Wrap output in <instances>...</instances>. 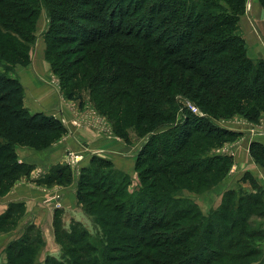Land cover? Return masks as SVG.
I'll return each mask as SVG.
<instances>
[{
	"label": "trees",
	"instance_id": "16d2710c",
	"mask_svg": "<svg viewBox=\"0 0 264 264\" xmlns=\"http://www.w3.org/2000/svg\"><path fill=\"white\" fill-rule=\"evenodd\" d=\"M43 8L45 55L67 97L81 101L89 86L117 134L127 139L132 124L149 134L138 189L107 158L82 168L78 200L100 235L56 216L61 255L47 253L43 264H264V187L255 176L246 173L250 189L226 190L208 213L184 194L209 190L233 164L211 149L242 133L217 122L264 118V59L249 55L241 30L246 0H0V198L34 168L19 160L18 145L43 150L68 130L25 107L14 71L32 61ZM180 97L206 115L182 110ZM250 154L264 168V144L253 141ZM43 181L70 184L69 166H53ZM23 209L9 204L0 232L15 228ZM33 228L6 244L0 264L40 263L45 243Z\"/></svg>",
	"mask_w": 264,
	"mask_h": 264
},
{
	"label": "crops",
	"instance_id": "0c3cea01",
	"mask_svg": "<svg viewBox=\"0 0 264 264\" xmlns=\"http://www.w3.org/2000/svg\"><path fill=\"white\" fill-rule=\"evenodd\" d=\"M246 4V12L240 19L242 33L249 44V55L255 59H264V7L260 0H246ZM251 34L250 38L249 35ZM44 47L42 51L40 49L34 52L30 64L15 66V75L24 86L23 101L25 107L31 113L43 112L60 119L68 130L56 142L43 150H38L29 145H18L19 160L34 167L31 179L35 181L37 174L41 178L44 177V173L46 174L54 165L65 164L67 160L64 159V156L69 150L85 153L88 159L94 155L107 158L113 162L118 171L120 170L135 178L137 175V156L141 148L147 143L148 137L141 141L133 139L132 142L127 143L120 136L109 135L97 128L94 119L90 117V114L93 115L92 107H87V105L86 108L82 109L78 100L66 97L61 86L54 81L50 64L44 55ZM220 125L222 126V124ZM226 127L239 130L242 134L238 136L237 140L229 141L225 143L226 145L224 144L225 146L223 145L224 147L218 148H223L218 152L219 154L234 157L231 176L224 179L220 186L222 185L223 190L237 188L240 184L250 188V184L242 180L246 173H250L264 187V168L250 154L253 141L264 144V132H261L257 126L247 123ZM23 181L24 179L19 183ZM27 181L29 180L27 179ZM75 184L61 185L63 204L66 208L70 205L67 202L71 198L70 191H76L73 189ZM31 190V195L27 197L25 192L14 188L3 197V200L4 202L24 201L27 205H36L42 192L37 188Z\"/></svg>",
	"mask_w": 264,
	"mask_h": 264
},
{
	"label": "rangeland",
	"instance_id": "374dc122",
	"mask_svg": "<svg viewBox=\"0 0 264 264\" xmlns=\"http://www.w3.org/2000/svg\"><path fill=\"white\" fill-rule=\"evenodd\" d=\"M36 25H37V29L35 31L36 42L34 43V45L32 46V49L30 51V55H32V57L34 56V52L36 50L39 51L41 49V51H42L44 46H45L44 47V55H45V49L47 48V42L45 40V33L48 30L49 25H48L47 12L44 8H43V12L39 15V18H38ZM251 36H252V34L249 35L250 38H251ZM248 47H249V44H248ZM45 58H46V55H45ZM49 64H50V69L53 72L54 81H56L61 86V88L63 89V85L61 84L60 73L59 74L55 73L54 70L52 69L50 62H49ZM63 92L66 95L64 89H63ZM81 92H82V94H81L82 100L81 101L83 103L81 101H79L78 99H75V98L74 99L78 100V102L80 103V107H82V109L86 108L87 105H88L87 107H92L93 115L90 114V117L94 119V123L95 122H97L99 124L103 123L108 127V130L104 131L105 133H107L109 135L113 134L117 137L120 136L119 134L116 133L117 122L113 121L111 116L104 113L100 109L97 100L94 99V95L91 94V89L89 88V86H85V88L81 89ZM66 97H67V95H66ZM184 98L185 97H180V102L182 104V108H181L182 110L185 107H187L189 109V103L193 102L187 98H185V99ZM200 110H202V109L200 108ZM202 112L206 115L204 110H202ZM201 116H203V115H201ZM217 123L219 125L222 124L225 127L230 126V125H237L239 123H247L250 125L253 124V125L257 126V128L261 132H264V118H262L258 123H253V122L251 123L246 118H244L243 116L237 115V116H233L230 119H222L220 121V123L219 122H217ZM128 128H129L128 129L129 137L127 139H125L124 137L120 136L127 143L132 142L133 139L141 141L142 139H144V138L146 139L149 136V134L146 136L141 135L137 131V129H136L137 127H135L133 124L131 127H128ZM165 129H167L166 126H162V128L158 129V131L161 132L162 130H165ZM58 138H60V137H58ZM56 141H57V139L54 140L50 145H52ZM218 148L219 147L212 148L211 153L219 154L218 152H220L223 148L222 149H218ZM67 153H75V155L80 154L83 156L82 160L78 164H73L72 166H70L67 164V161L65 164L63 163L64 165L69 166L70 172L72 174V182L71 183H76L73 187V189L76 191H73V192L70 191V197L71 198L69 200H67L68 204H70V205H68L67 208H66L65 204H63L64 201L62 199V191L63 190H62L61 185H63V184H56L54 182L48 184V183L43 181L44 179L48 178V174L50 173L51 169H49V171H47L46 174L44 173V177H42V178L37 174L35 181L31 179L32 171L27 176L23 175L22 178H20L19 180H17L14 183V186L6 194V195H8L14 188L21 190V192L22 191L25 192L27 194V197H29V195H31V193H32L31 189L32 188H37V189L41 190V192H42V195H39L40 198H38L40 200H38L36 202V205L35 204L27 205L24 201H14V202L23 203L24 209L20 215L21 217L18 219V224H17V226H15V228L8 230V231H5V232H0V237H1L0 263L3 262L6 258V253L3 251L6 244L10 241H14L15 239L19 238L25 231H28L27 228L30 226H33L34 228H33V230H30V232H28V233L33 235V236L34 235L41 236V238L43 239V241L45 243L43 251H42L41 256H40V263L39 264L44 263V260H45L47 253H51L57 257H60L61 250H60V246L58 245V243L56 241V238H55L56 235L54 233V229H55L54 225L56 222V220H55L56 216L59 220H61L62 223L65 224L66 228H70V226L73 223L78 222V223H82L84 225V227L87 228V230L89 232H91V234H93L95 237L100 235L98 233L97 227L95 226V222L92 219V216H89L86 213V210H85L84 206L81 204V202H79L78 195H77V192L79 190L78 189L79 181H80V178L82 176V174H81L82 168L85 166H88L91 163L92 156H90V158L88 159L87 158L88 156L85 153L77 152L75 150H73V151L69 150V151H67ZM67 153L64 156L65 157L64 159H66ZM233 165H234V161H233L232 166L229 169L228 174L226 176H224L220 182L215 184V186H213L212 188H209V190L201 191V192L200 191L199 192H197V191L193 192V191H189L188 189H185L184 194L187 196H190L195 201H197L198 205L202 208L203 212L208 213L212 208L218 207L220 205V203L222 202V197L224 195V192L228 189L223 190L222 185L220 186V184L224 181V179L231 176ZM54 166H56V165H54ZM37 177H39L38 179H40V180H38ZM23 179H24V181L22 183H19ZM27 179L29 181H27ZM131 182L132 183L129 186L131 191L139 188L138 185H140V183H141V179L139 177V172H137V175L135 178L131 177ZM70 184H68V185H70ZM59 196H60V198H59ZM3 197L0 198V214L7 211V209L9 208V204L14 203V202H4ZM58 198H59V200H58ZM73 205L74 206L76 205V206L74 207ZM256 221L260 222L261 219L257 218ZM262 221H263V226H264V220H262ZM263 247H264V245H263ZM255 264H259V262H256Z\"/></svg>",
	"mask_w": 264,
	"mask_h": 264
},
{
	"label": "built area",
	"instance_id": "2783aa9c",
	"mask_svg": "<svg viewBox=\"0 0 264 264\" xmlns=\"http://www.w3.org/2000/svg\"><path fill=\"white\" fill-rule=\"evenodd\" d=\"M189 109L191 111H194L195 113L199 114V115H205L202 110H200V108L198 107V105H196L194 102H190L189 103ZM95 125L97 126V128H99L101 131H107L108 127L105 124H99L97 122H95ZM82 155L77 154L75 155V153H67L66 159H67V164L72 166L73 164H78L81 160H82ZM60 198V196H59ZM58 198V200H59Z\"/></svg>",
	"mask_w": 264,
	"mask_h": 264
}]
</instances>
